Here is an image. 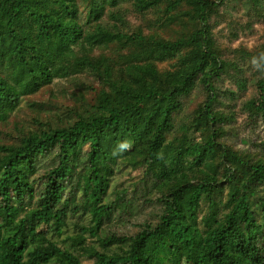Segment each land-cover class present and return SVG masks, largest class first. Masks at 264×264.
<instances>
[{"label": "trees", "instance_id": "trees-1", "mask_svg": "<svg viewBox=\"0 0 264 264\" xmlns=\"http://www.w3.org/2000/svg\"><path fill=\"white\" fill-rule=\"evenodd\" d=\"M125 1L0 0V125L56 79L98 85L83 83L95 99L76 119L0 145V264H264V142L255 155L225 140L239 94L219 86L252 85L244 110L264 123V62H251L264 44L224 55L211 20L225 0H130L148 29ZM197 90L205 100L184 118ZM124 164L145 166L161 212L137 233L103 234L127 204L126 190L106 201ZM80 213L90 224L62 246L55 236Z\"/></svg>", "mask_w": 264, "mask_h": 264}, {"label": "rangeland", "instance_id": "rangeland-1", "mask_svg": "<svg viewBox=\"0 0 264 264\" xmlns=\"http://www.w3.org/2000/svg\"><path fill=\"white\" fill-rule=\"evenodd\" d=\"M122 7L134 27L143 25L144 28L148 29L147 24L149 25V22L146 23L145 17L134 10L132 1H125ZM255 8L252 7L249 0H225L224 4L221 5L220 14L211 20L215 38L222 46L224 55L228 59L238 57L237 50L241 48L255 51L264 44V9ZM152 17L154 14L146 16L148 20ZM167 67L168 65L162 66V68ZM85 76L80 81L56 79L50 86L24 97L18 110L6 123L0 125V145L18 143L24 136L23 134L40 129L39 122L56 125L61 124V121L71 122L76 119L77 113L83 111L84 108L87 109L95 99V92L86 89L83 83L98 88L92 77ZM219 86L223 90L231 89L239 94L235 100H227L234 110L235 120L228 127L225 140L237 150H248L252 154H259L256 145L264 142V123L251 122L244 110L245 102L257 94L255 88L250 85L246 92H240L229 75L224 77ZM204 100L205 95L201 90L195 91L185 101L183 117L188 118ZM40 110L42 113L39 114ZM38 117L39 120H37ZM146 176L145 166L135 168L130 165L123 166L121 172L115 176L106 201L114 203L118 191L126 190L127 204L124 210L118 214L120 217L114 218L113 216L112 220L105 224L103 234H134L141 229V225L149 222L154 224L158 221V215L161 212V205L157 201L159 193L154 187L149 192V189L144 186L146 182L150 184ZM202 208L204 212L208 211L205 203ZM83 223L89 225L90 217L81 213L75 214L70 218L69 228L65 234L61 237L55 236V239L62 246H70L71 242L65 241L67 236L78 233L77 225ZM88 243L98 244L90 236H88ZM82 260L83 264H92V261L85 257ZM170 264H185V262L173 261Z\"/></svg>", "mask_w": 264, "mask_h": 264}, {"label": "clouds", "instance_id": "clouds-1", "mask_svg": "<svg viewBox=\"0 0 264 264\" xmlns=\"http://www.w3.org/2000/svg\"><path fill=\"white\" fill-rule=\"evenodd\" d=\"M251 62L254 67L260 68L261 62H264V53H262L259 57H253ZM130 148H131V143L127 140L123 141L118 145V148L113 151V155L122 153L126 150H129Z\"/></svg>", "mask_w": 264, "mask_h": 264}]
</instances>
